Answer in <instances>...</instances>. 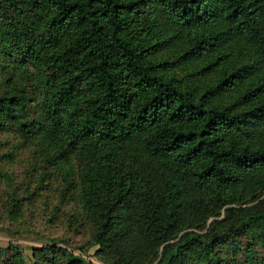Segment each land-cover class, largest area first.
I'll return each mask as SVG.
<instances>
[{
	"label": "trees",
	"instance_id": "obj_1",
	"mask_svg": "<svg viewBox=\"0 0 264 264\" xmlns=\"http://www.w3.org/2000/svg\"><path fill=\"white\" fill-rule=\"evenodd\" d=\"M0 130L33 146L7 226L57 179L104 264H264V0H0Z\"/></svg>",
	"mask_w": 264,
	"mask_h": 264
},
{
	"label": "rangeland",
	"instance_id": "obj_2",
	"mask_svg": "<svg viewBox=\"0 0 264 264\" xmlns=\"http://www.w3.org/2000/svg\"><path fill=\"white\" fill-rule=\"evenodd\" d=\"M12 139L10 130H0V204L8 203L7 192L14 190L8 185L9 179L17 176L19 181L33 157V146H22ZM60 169L64 174L69 173L71 161L62 163ZM21 186L19 189L25 187ZM39 186L42 187L26 203L25 216L21 220L8 226L0 222V248L12 244L21 251L24 264H33L31 248L54 243L66 246L85 260L104 264L92 255L95 246L88 245L87 225L76 215L79 209L74 191L70 189L71 196L66 193L67 196L62 197V188L58 187L57 179H53L48 186L44 178H38L31 183L30 188ZM80 245L84 246L83 251L78 248Z\"/></svg>",
	"mask_w": 264,
	"mask_h": 264
}]
</instances>
